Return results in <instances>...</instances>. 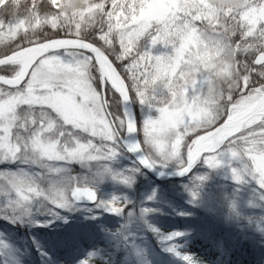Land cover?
I'll return each instance as SVG.
<instances>
[{
  "label": "rangeland",
  "instance_id": "rangeland-1",
  "mask_svg": "<svg viewBox=\"0 0 264 264\" xmlns=\"http://www.w3.org/2000/svg\"><path fill=\"white\" fill-rule=\"evenodd\" d=\"M206 1L212 2L213 19H207ZM75 2L87 5L93 0H0V8L7 14L18 15L28 8L61 9ZM179 14L186 21L172 52L171 100L162 107L146 108L139 95L137 105L133 103L141 145L147 151L144 153L152 167L162 173L182 170L197 137L218 127L228 117L241 114L264 92V73H253V68H264V65H255L257 55L264 53L255 49L258 45L264 46V1L239 0L238 4H233L231 0H152L133 24L142 34H155L151 43L156 47L162 43L163 34L170 33ZM3 67L9 74L5 77L15 78L21 73L23 62L0 69ZM262 122L264 117L255 119L240 133L259 127ZM234 137L218 150L204 154L194 171L183 180L192 175L203 178L207 173L229 182L227 189L240 194L231 195L230 191L221 199L213 197L212 209L209 214L202 215L201 221L205 217L216 219L220 222L219 228H225L228 234L233 229L234 234L247 237L264 248V217L254 197L261 194L259 197L264 199V188L245 172L247 165L257 177L264 173V151L260 150L264 143L249 148ZM126 138L123 104L87 52L50 53L38 61L20 88L0 86V264H24L27 259L32 264H83L85 261L87 264H165L166 255L169 256L166 264H187L184 256L191 257L193 264H263L262 259L230 257L216 240L181 231L184 228L179 222L164 227L158 234L163 248H158L147 237H134L133 251L127 250L122 256L114 257L115 249L129 235H138L139 221L147 224L149 215H159L151 212V207L165 210L161 215L176 214L169 215L168 219L180 215V208L169 201H161L160 194L149 189L148 180H155L136 164L125 146ZM80 146H85V150L78 154L76 162H69L70 152ZM233 149L240 159L232 158L230 150ZM175 150L181 155L171 156ZM15 156L19 158L11 162L10 158ZM209 159L222 163L213 168L206 162ZM170 160L178 169L167 168L164 163ZM56 162L63 163L61 170L66 171L62 176L52 169ZM93 162L101 163L103 171L99 174L90 171ZM134 163L143 175L135 171ZM121 168L124 169L120 179L117 175L106 174V169L118 172ZM233 168L244 175L243 182L233 179ZM20 170L27 173L26 179L33 181L44 195L33 197L24 207L10 206V201L17 197L9 180L12 173ZM126 176L134 179L131 186L121 182ZM175 182L155 183L162 186ZM236 184L247 187L253 197L247 198L237 192L241 188ZM74 187L94 189L98 193L97 204H77L71 194ZM60 190L67 192L68 207L60 208L46 198L55 196ZM102 193L106 195L101 196ZM132 197L134 202L127 205V198ZM114 198L122 207L119 214L106 207ZM85 225L90 226L86 227L87 231L93 232L90 239L83 238L80 247L73 231L86 229ZM18 228H23V232ZM63 231L65 239L73 244V251L56 254L54 260L41 259L33 252L28 235L35 237L37 247L50 257V242L44 235ZM93 233L99 236L92 238ZM173 233L182 235L166 239ZM105 247L107 249L103 250ZM173 248L174 251H170Z\"/></svg>",
  "mask_w": 264,
  "mask_h": 264
},
{
  "label": "trees",
  "instance_id": "trees-1",
  "mask_svg": "<svg viewBox=\"0 0 264 264\" xmlns=\"http://www.w3.org/2000/svg\"><path fill=\"white\" fill-rule=\"evenodd\" d=\"M150 1L152 0H93L92 3L87 5L81 3L76 5L77 3L75 2L61 9H42L37 6L25 9L18 15L13 13L7 14L0 8V59L9 56L13 52L51 39H82L94 43L106 52L122 77L126 80L134 106L137 105L136 99L139 95L142 97L144 107L146 108L150 106H165L169 103L173 95V89L169 84L172 52L176 41L182 34L185 25L184 21L186 20L181 17V14L176 16L174 19L175 24L170 30V33L168 35L163 34L161 39L162 43L153 47L151 39L155 37V34L151 32L142 34L136 30V26L133 24L134 19ZM204 8L207 12V19H213L215 11L212 7V2L206 1ZM155 26L156 24L154 23ZM255 49L264 51V46L258 45ZM4 68L6 67L0 69V74L8 76L9 74L4 72ZM260 72L264 73V68H253V73ZM234 98L236 100L237 96H234ZM110 107L112 109V105ZM234 138L238 139L237 142L249 148H256L259 145H263L264 122L259 127L245 130ZM144 150L147 153L145 148ZM55 164V167L52 168L53 170L61 169L63 166V163L60 162H56ZM164 164L169 170L178 169L176 163L171 162V160ZM100 165L101 163L99 162H93L90 171L99 174L103 171ZM133 165L135 171H139L143 175L139 167L135 163ZM122 169L124 168H121L118 172L106 169V174L108 176L111 174V176L117 175V178L120 179ZM65 171H59L61 173L60 176ZM197 174L198 172L196 176ZM133 176L135 177L136 175ZM129 178V185L131 186V182L134 179L132 177ZM148 181L151 185L149 189L158 192L160 197H162L160 199L161 201H169V204L174 203L177 208H180V215H177L176 219H168L169 215L175 216L176 214L161 215L162 212L166 213L165 210L158 207H151L149 210L159 215H149L146 218L147 221H145L147 224L144 221H139L141 228L136 227L139 230L137 231L139 236L129 235V238L115 249L113 253L114 257L118 258L122 256L127 250L133 251L134 237H147L158 248H163L159 244L158 234H161L164 227H172L178 225L176 222H179L180 224L182 223L184 228L181 231L201 234L216 240L221 244L224 253L230 257L235 256L241 260H245L247 257L253 260L262 259L264 264L263 247L257 246L247 237L234 234L233 229L228 234L225 228H219L220 222L216 219L208 220V217H205V220L201 221L202 215L209 214V211L212 209L213 204L210 203H214V198L216 199L218 197L217 199H221L226 195L225 192L231 191L227 189L229 182L221 178H213L212 174L207 173L203 179L196 178L192 175V177L186 180H180L162 186L151 180ZM235 186L241 188V191L237 192L245 194L247 198L253 197L247 187H241L239 184ZM231 192V195L240 194H235L233 190ZM193 193H196V195L194 196ZM105 195L104 193L101 194V196ZM260 195H255L254 197L258 199L261 205V216L263 218L264 199L260 198ZM133 200L134 197L127 198L126 204L130 205L134 202ZM84 227L90 228V226L86 225ZM18 229L23 232V228ZM92 232V230L87 231V228L73 231L77 237L75 239L76 243L81 247L83 238L90 239ZM64 233L65 231L61 233L49 232L44 235L46 240L50 242L52 250L50 257L37 247L35 237L28 235L32 242L33 252H37L41 259L45 257L47 260L49 258L54 260L56 254L63 255L73 251V244L70 240L65 239L67 237L63 236ZM95 233H93L94 236L92 238L99 236ZM105 249L107 247L103 250ZM162 251L164 254H167L164 249ZM165 258L168 260L169 256L166 255ZM36 260L39 261L38 259ZM167 260H165V264ZM24 264L32 263L27 259Z\"/></svg>",
  "mask_w": 264,
  "mask_h": 264
},
{
  "label": "water",
  "instance_id": "water-1",
  "mask_svg": "<svg viewBox=\"0 0 264 264\" xmlns=\"http://www.w3.org/2000/svg\"><path fill=\"white\" fill-rule=\"evenodd\" d=\"M62 50H77V51H84L89 53L96 61L100 72L103 76V79L106 81L110 89L120 98L125 114L126 126H127V135L131 138L134 153L131 154L134 158L136 164L151 178L155 180V182L162 184L164 182H175L179 180H183L187 178L196 168L198 163L200 162L201 157L209 152H214L222 147L229 139L240 133L244 127L257 119L262 109L264 108V92L260 95V97L256 100V102L250 106V108L239 114L238 116L228 117L218 127L210 130L206 133H203L199 137H197L194 141V145L189 150L187 157H186V165L189 158L195 156V151L197 148L204 146L208 142H210L213 138H215L221 131L230 130L231 133L227 135L222 141L215 142L212 144V149L203 151L197 156V160L195 164L191 168L188 173L184 175H180V171L172 172V173H162L155 170L152 165L150 164L149 160L147 159L144 150L141 145V141L138 134V129L136 125V119L134 114L133 102L126 86L125 82L123 81L118 69L113 64V62L107 57L104 51L94 43L76 39V38H56L47 40L38 44L31 45L19 51H16L9 56L0 59V67L8 64L19 63L23 62V68L21 73L15 78H8L3 75H0V86L8 89H17L20 88L28 79L33 67L38 63L46 55L62 51ZM104 57H106L114 71V73L122 80L125 90H119L116 86L112 83L109 78L107 67L104 63ZM256 66H263L264 65V53H260L257 55L255 59ZM184 167V168H185ZM96 200L95 202L88 201L86 198H81V200L76 201L75 198L72 196V199L79 205H86V206H94L98 202V193L95 191Z\"/></svg>",
  "mask_w": 264,
  "mask_h": 264
},
{
  "label": "snow or ice",
  "instance_id": "snow-or-ice-1",
  "mask_svg": "<svg viewBox=\"0 0 264 264\" xmlns=\"http://www.w3.org/2000/svg\"><path fill=\"white\" fill-rule=\"evenodd\" d=\"M38 141H34V143H37ZM247 143V142H246ZM85 150V146H80L74 151L70 152L71 160L69 162H76L78 160V154H81ZM162 150V146H161ZM261 151H264V148L260 149ZM231 151V156L233 159H240V156L238 152L233 149ZM47 153H42V155H46ZM173 157H178L181 155L179 150L173 151L171 154ZM18 156L10 158L11 162H15L16 159H18ZM94 158V157H91ZM60 159H63V157H60ZM210 167H218L222 163L221 161H214L213 159H209L206 161ZM195 164V157L192 156L191 158L188 159L187 161V166L183 168L180 171V175H184L185 173H188L193 165ZM55 171L59 172L61 169H55ZM233 179L237 183H241L244 180V175H242L237 169L233 168ZM245 172L252 175L253 179L257 181V183L260 185L261 188H264V173H261L260 176H256V173L253 169H250L247 165H245ZM23 170H20L19 173H12L11 174V179L9 180V184L11 186V189L14 190L16 194V199L14 201H10V206L14 204L16 207H24L26 204H29L33 197H40L44 195L43 191L38 188V186L34 185V182L31 181L30 179H26L27 173H23ZM203 179V178H201ZM123 183L125 184H130V178L129 177H124L122 179ZM72 196L75 198L76 201L81 200V198H86L88 201L95 202L96 200V195H95V190L90 188V187H74L72 189ZM195 196L196 193H193ZM47 199H50L54 204H58L60 208H65L68 207V199H67V192L65 190H60L58 193L55 194L53 197H46ZM115 198L113 201H109L107 203V208L109 211L113 213L119 214L122 211V207L118 206L117 203L115 202ZM145 212H148V209L144 210ZM182 235L181 233H173L172 236L167 237L166 239L171 240L176 236ZM170 251H174L173 249H170ZM183 259L187 262V264H193V261L191 257L189 256H184ZM83 264H87V262H83Z\"/></svg>",
  "mask_w": 264,
  "mask_h": 264
},
{
  "label": "bare ground",
  "instance_id": "bare-ground-1",
  "mask_svg": "<svg viewBox=\"0 0 264 264\" xmlns=\"http://www.w3.org/2000/svg\"><path fill=\"white\" fill-rule=\"evenodd\" d=\"M104 63L107 67L108 70V75L110 80L112 81V83L116 86L117 89L119 90H125V86L122 82V80L114 73L108 59L106 57H104ZM250 107H248L247 109H245L243 112L247 111ZM238 116V115H237ZM264 117V108L261 111L260 116L256 119L259 120L261 118ZM231 133L230 130H224L221 131L215 138H213L210 142H208L207 144H205L204 146H201L200 148H197L195 151V161L197 160V156L202 153L203 151H207V150H211L212 149V144H214L215 142L218 141H222L227 135H229ZM125 146L127 148V150L130 152V154L134 153V148H133V144L131 141V138L127 135L126 141H125Z\"/></svg>",
  "mask_w": 264,
  "mask_h": 264
},
{
  "label": "clouds",
  "instance_id": "clouds-1",
  "mask_svg": "<svg viewBox=\"0 0 264 264\" xmlns=\"http://www.w3.org/2000/svg\"><path fill=\"white\" fill-rule=\"evenodd\" d=\"M231 2H232L233 4H238V3H239V0H231Z\"/></svg>",
  "mask_w": 264,
  "mask_h": 264
}]
</instances>
